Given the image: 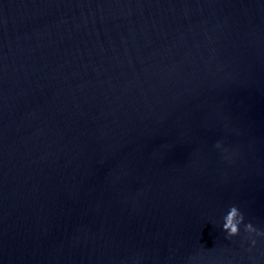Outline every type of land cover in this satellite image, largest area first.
<instances>
[{
	"label": "water",
	"instance_id": "95a60500",
	"mask_svg": "<svg viewBox=\"0 0 264 264\" xmlns=\"http://www.w3.org/2000/svg\"><path fill=\"white\" fill-rule=\"evenodd\" d=\"M232 205L264 231V0H0V264H264Z\"/></svg>",
	"mask_w": 264,
	"mask_h": 264
},
{
	"label": "clouds",
	"instance_id": "9594fccd",
	"mask_svg": "<svg viewBox=\"0 0 264 264\" xmlns=\"http://www.w3.org/2000/svg\"><path fill=\"white\" fill-rule=\"evenodd\" d=\"M216 147H220L217 143ZM244 214L235 205L229 207L227 213L223 217L222 230L227 234L228 238L236 237L240 235V226L244 225V232L258 237H264V231H261L254 227L252 223H244ZM257 241L255 239L251 240V244L255 246Z\"/></svg>",
	"mask_w": 264,
	"mask_h": 264
}]
</instances>
